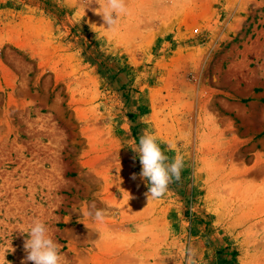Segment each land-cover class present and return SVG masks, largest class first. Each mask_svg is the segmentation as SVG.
<instances>
[{"label":"rangeland","instance_id":"obj_1","mask_svg":"<svg viewBox=\"0 0 264 264\" xmlns=\"http://www.w3.org/2000/svg\"><path fill=\"white\" fill-rule=\"evenodd\" d=\"M103 2L0 0L5 264L35 219L62 264H264V0ZM145 131L183 158L159 199Z\"/></svg>","mask_w":264,"mask_h":264},{"label":"clouds","instance_id":"obj_2","mask_svg":"<svg viewBox=\"0 0 264 264\" xmlns=\"http://www.w3.org/2000/svg\"><path fill=\"white\" fill-rule=\"evenodd\" d=\"M100 7L101 11L97 13L102 15L103 21L108 25L107 29L111 30L117 24L118 17L126 11V0H104ZM132 149L138 154L142 165L140 177L145 180L148 186L145 195L148 200L159 199L173 180L180 179L183 158L177 156L171 163H168V157L157 143V137L148 131L141 135L139 144ZM135 178L134 175L133 179ZM83 215L102 223L105 219V210L97 208L93 203ZM48 233V227L42 220H33L26 233L24 249L27 255L22 264H26L27 261H31L33 264H62L59 245ZM8 251L0 253V264H5L7 261L5 256ZM10 251H14V249L10 247ZM188 264H193L191 259L188 260Z\"/></svg>","mask_w":264,"mask_h":264}]
</instances>
